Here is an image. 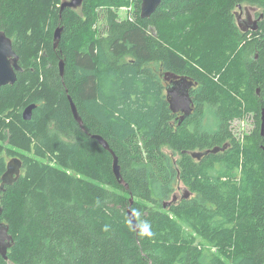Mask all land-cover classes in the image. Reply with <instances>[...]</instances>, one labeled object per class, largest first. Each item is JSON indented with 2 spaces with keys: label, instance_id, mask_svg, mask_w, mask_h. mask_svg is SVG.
<instances>
[{
  "label": "trees",
  "instance_id": "trees-1",
  "mask_svg": "<svg viewBox=\"0 0 264 264\" xmlns=\"http://www.w3.org/2000/svg\"><path fill=\"white\" fill-rule=\"evenodd\" d=\"M61 2L0 0L22 67L0 86V220L14 238L0 264H264V0H162L149 18L141 0ZM242 3L260 8L256 30L237 24ZM163 72L197 82L180 123ZM6 155L23 166L3 190ZM180 183L195 195L165 207Z\"/></svg>",
  "mask_w": 264,
  "mask_h": 264
},
{
  "label": "water",
  "instance_id": "water-1",
  "mask_svg": "<svg viewBox=\"0 0 264 264\" xmlns=\"http://www.w3.org/2000/svg\"><path fill=\"white\" fill-rule=\"evenodd\" d=\"M84 0H62L60 4L61 11L65 8H78L82 5ZM162 0H141V16L143 18H148L152 15V13L157 9V7L161 4ZM263 15L261 14V17ZM239 26L242 30H246L242 24L239 22ZM252 29H257V19L254 20ZM63 27L58 26L54 31V46L57 48L60 42L61 33ZM19 55L15 51L13 47V41L10 36L6 34L5 31H0V86L6 84H13L17 80V72L22 70L21 65L19 64ZM60 73L64 75V60H60L59 62ZM165 78L170 80L171 78H175L176 80L173 81V86L168 88L167 90V100L170 105V109L173 112L181 111L184 114L181 116L180 121H182L185 117H187L193 111V99L190 94V88L193 85H196L195 82L189 76L179 75L173 72H165ZM258 93L260 89H257ZM70 106L73 112L75 119L82 125V119L79 115L77 107L71 98L68 96ZM35 108V104L32 103L28 105L23 111V117L25 119H30L32 117L33 109ZM261 134L264 135V110L262 113V123H261ZM101 145L105 148L109 149L112 155L114 156V172L117 176V179L120 183H124L122 174L120 172V167L118 165V157L115 155L114 151L110 149L108 142L102 137L101 135H94ZM226 145L224 146H217L209 151H205L204 153L207 154L208 152L217 153L220 150H224ZM203 152L194 153V156H200L204 154ZM23 162L19 157L14 156L7 164V169L2 175L3 183H13L21 174ZM127 186V184H125ZM128 187V186H127ZM176 197L174 196V202ZM133 202V198L131 197L130 203ZM171 201L164 202V206L167 207L172 203ZM128 217L132 222L133 226L137 228V220L135 217L134 211L129 207L127 210ZM14 241L13 235L9 232V224L5 222H0V252L2 256L7 259L8 249L12 246Z\"/></svg>",
  "mask_w": 264,
  "mask_h": 264
},
{
  "label": "rangeland",
  "instance_id": "rangeland-1",
  "mask_svg": "<svg viewBox=\"0 0 264 264\" xmlns=\"http://www.w3.org/2000/svg\"><path fill=\"white\" fill-rule=\"evenodd\" d=\"M243 5V11L242 14L243 17L245 18V12H246V7H253L255 5L250 4V3H242ZM135 7L134 5L131 3L129 5H125V6H121L120 9H118V13L122 18H126V17H131L133 15V11H134ZM239 11V9H238ZM244 12V14H243ZM254 127V121H253V117L251 115L247 116L244 119L241 120H235L232 123V128L233 131L235 133V135L237 137H241L243 134L249 133ZM164 151L171 154L173 157H178V154H174L170 149H168L167 147H164ZM6 160L7 162L10 161L13 157H11L10 155H6ZM186 192L188 193L189 196V192L186 189V187L180 183L178 185L175 186L174 191L166 198H164L162 200V202H168V201H173L174 200V196L176 197V200H179L181 197H183ZM174 201V202H175Z\"/></svg>",
  "mask_w": 264,
  "mask_h": 264
},
{
  "label": "flooded vegetation",
  "instance_id": "flooded-vegetation-1",
  "mask_svg": "<svg viewBox=\"0 0 264 264\" xmlns=\"http://www.w3.org/2000/svg\"><path fill=\"white\" fill-rule=\"evenodd\" d=\"M238 9H239V11H237V17H236V21H237L238 25H239V22H240L242 24V26L246 29L245 31L253 30L252 26H253L254 20L257 19V28H258V20L261 19V14H262V12H260V8L258 6H253V7H250V8L246 7V12H245L246 17L245 18L243 17V15H241L242 11H243V5L239 4L238 5ZM243 14H244V12H243ZM240 29H241V27H240ZM242 31H244V30H242ZM176 74L183 75L181 73H176ZM162 78H163L164 90H165L166 97H167V90H168V88H171L173 86L172 80L175 81L176 79L175 78H171L170 80H167L165 78V72H163ZM195 86L196 85H193L190 88V94H191L192 89ZM191 97H192V95H191ZM172 113L175 115V119L173 120V122L178 121V123H180V119H181V116L183 115V112H181V111L173 112L172 111ZM194 195H195L194 193L189 192V196H188V193L186 192V194L183 197H181L179 200H176V202L181 201L183 198L193 197Z\"/></svg>",
  "mask_w": 264,
  "mask_h": 264
},
{
  "label": "bare ground",
  "instance_id": "bare-ground-1",
  "mask_svg": "<svg viewBox=\"0 0 264 264\" xmlns=\"http://www.w3.org/2000/svg\"><path fill=\"white\" fill-rule=\"evenodd\" d=\"M70 8V7H69ZM79 8V7H78ZM73 9H77V8H73ZM140 16H141V9H140ZM142 17V16H141ZM143 18V17H142ZM149 18V17H148ZM70 103V102H69ZM75 103V102H74ZM32 104V103H31ZM35 104V108H36V106H37V104L36 103H34ZM30 105V104H29ZM76 105V104H75ZM28 106V105H27ZM26 106V107H27ZM25 107V108H26ZM71 107V106H70ZM77 107V106H76ZM193 107H194V105H193ZM24 108V109H25ZM72 110V109H71ZM77 110H78V108H77ZM24 111V110H23ZM79 112V111H78ZM72 114H73V112H72ZM184 114V113H183ZM80 115V114H79ZM22 116H23V113H22ZM74 116V115H73ZM81 117V116H80ZM24 118V117H23ZM75 118V117H74ZM25 119V118H24ZM31 119V118H30ZM30 119H26V120H30ZM185 119V118H184ZM183 119V120H184ZM76 120V119H75ZM182 120V121H183ZM77 121V120H76ZM181 122V121H180ZM96 139V138H95ZM99 142V141H98ZM103 146V145H102ZM104 147V146H103ZM110 147V146H109ZM107 149V148H106ZM111 149V148H110ZM109 150V149H108ZM210 150V149H209ZM209 150H207V151H209ZM110 151V150H109ZM205 152V151H204ZM203 152V153H204ZM115 153V152H114ZM194 153H200V152H194ZM193 153V154H194ZM209 153V152H208ZM212 153H214V152H212ZM112 154V153H111ZM192 154V155H193ZM205 154V153H204ZM204 154H202V155H204ZM116 155V154H115ZM202 155H200V156H194V157H201ZM113 156V155H112ZM117 156V155H116ZM9 162V161H8ZM8 162H7V164H8ZM113 164H114V156H113ZM118 165H119V167H120V164H119V160H118ZM6 169H7V165H6ZM113 171H114V168H113ZM120 172H121V167H120ZM115 173V172H114ZM4 174V173H3ZM115 176H116V174H115ZM117 177V176H116ZM19 178V177H18ZM6 183V182H5ZM5 183H3V180H2V186H1V189H3L4 190V188H3V184H5ZM7 184H11V183H7ZM186 189L188 190V192H191L187 187H186ZM176 202V201H175ZM135 213V212H134ZM136 217V216H135ZM137 220V219H136ZM0 222H3V221H0ZM0 254H1V252H0ZM2 255V254H1ZM3 257V256H2ZM4 258V257H3ZM5 259V258H4Z\"/></svg>",
  "mask_w": 264,
  "mask_h": 264
}]
</instances>
